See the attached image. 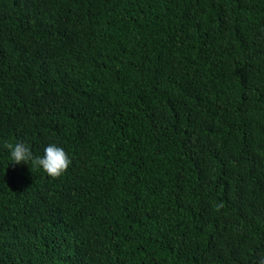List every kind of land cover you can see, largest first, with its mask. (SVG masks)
<instances>
[{
    "label": "trees",
    "instance_id": "obj_1",
    "mask_svg": "<svg viewBox=\"0 0 264 264\" xmlns=\"http://www.w3.org/2000/svg\"><path fill=\"white\" fill-rule=\"evenodd\" d=\"M0 264H264V0H0Z\"/></svg>",
    "mask_w": 264,
    "mask_h": 264
},
{
    "label": "clouds",
    "instance_id": "obj_2",
    "mask_svg": "<svg viewBox=\"0 0 264 264\" xmlns=\"http://www.w3.org/2000/svg\"><path fill=\"white\" fill-rule=\"evenodd\" d=\"M5 147L9 150L12 164H30L52 178L62 176L72 164L69 154L57 143L46 145L42 156H34L30 147L22 142L6 144Z\"/></svg>",
    "mask_w": 264,
    "mask_h": 264
}]
</instances>
